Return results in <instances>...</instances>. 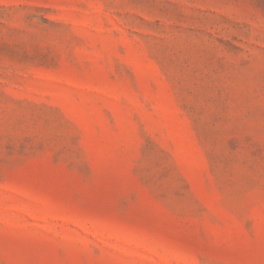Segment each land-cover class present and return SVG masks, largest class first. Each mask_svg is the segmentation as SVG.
<instances>
[{
    "label": "rangeland",
    "instance_id": "374dc122",
    "mask_svg": "<svg viewBox=\"0 0 264 264\" xmlns=\"http://www.w3.org/2000/svg\"><path fill=\"white\" fill-rule=\"evenodd\" d=\"M0 264H264V0H0Z\"/></svg>",
    "mask_w": 264,
    "mask_h": 264
}]
</instances>
